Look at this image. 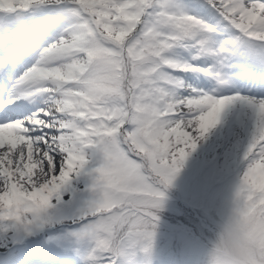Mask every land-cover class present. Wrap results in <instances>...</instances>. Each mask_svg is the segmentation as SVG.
<instances>
[{
  "label": "snow or ice",
  "instance_id": "6c2138e0",
  "mask_svg": "<svg viewBox=\"0 0 264 264\" xmlns=\"http://www.w3.org/2000/svg\"><path fill=\"white\" fill-rule=\"evenodd\" d=\"M203 143L264 255V0H0V264H136Z\"/></svg>",
  "mask_w": 264,
  "mask_h": 264
},
{
  "label": "rangeland",
  "instance_id": "374dc122",
  "mask_svg": "<svg viewBox=\"0 0 264 264\" xmlns=\"http://www.w3.org/2000/svg\"><path fill=\"white\" fill-rule=\"evenodd\" d=\"M186 161H190L191 166L190 168H186L184 174L187 175L193 183L198 184L203 192L200 193L202 199H196V192L193 193L192 199L195 200L196 206L202 208L204 213L203 218L216 224L221 215L230 207L231 189L234 181V173L232 171L231 163L221 152L210 150L208 143H203L198 146L196 150L190 153L186 158ZM196 191L199 193L197 187ZM72 195L73 197H78L76 204H78L79 207L74 206L73 208V210H78L81 207L80 204L84 203L87 199L83 197L82 192L74 193ZM53 202L55 203V200ZM71 203L72 200H70L69 194H62L59 205L61 206L62 204L66 205ZM172 208L182 211L177 204H173ZM182 213L184 214V209ZM178 214L183 215L179 212ZM190 221L195 227H198L199 229L202 228L197 220L191 219ZM6 232L9 234V227L6 229ZM0 233L3 232L0 230ZM7 233H5L4 236H6ZM200 235L203 239H206L211 235V232L203 230ZM8 246L9 244L0 247L2 248L0 251Z\"/></svg>",
  "mask_w": 264,
  "mask_h": 264
},
{
  "label": "clouds",
  "instance_id": "9594fccd",
  "mask_svg": "<svg viewBox=\"0 0 264 264\" xmlns=\"http://www.w3.org/2000/svg\"><path fill=\"white\" fill-rule=\"evenodd\" d=\"M204 264H264L249 222L230 209L222 214L207 240Z\"/></svg>",
  "mask_w": 264,
  "mask_h": 264
}]
</instances>
